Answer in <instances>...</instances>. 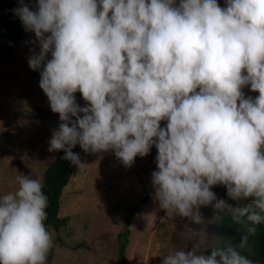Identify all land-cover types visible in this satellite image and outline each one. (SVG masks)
I'll return each instance as SVG.
<instances>
[{
    "label": "clouds",
    "instance_id": "clouds-1",
    "mask_svg": "<svg viewBox=\"0 0 264 264\" xmlns=\"http://www.w3.org/2000/svg\"><path fill=\"white\" fill-rule=\"evenodd\" d=\"M17 4L12 14L39 47L28 66L59 116L49 152L82 170L77 145L125 167L155 147L152 199L166 218L200 225V209L211 206L213 219L250 222L249 234L264 224V0ZM245 87L258 96L245 97ZM15 183L0 195V264H47L44 184L22 173ZM216 186L237 205L217 198ZM247 239L174 249L161 264H256L240 251Z\"/></svg>",
    "mask_w": 264,
    "mask_h": 264
},
{
    "label": "rangeland",
    "instance_id": "rangeland-1",
    "mask_svg": "<svg viewBox=\"0 0 264 264\" xmlns=\"http://www.w3.org/2000/svg\"><path fill=\"white\" fill-rule=\"evenodd\" d=\"M217 2L224 6V0ZM19 37L18 47L0 58V195L16 190L15 179L20 173L42 181L45 169L58 153L49 152L48 148L59 116L50 110L39 87V73L28 66L29 56L38 53L39 47L30 43L34 34L25 32L23 27ZM242 93L245 97L258 96L248 87ZM75 96L77 103L84 106L81 94L77 92ZM165 124L166 121L161 122L162 127ZM77 146L81 161L87 166L82 170L73 166L61 191L57 213L61 224L57 230L49 229L54 247L47 264H161V257L174 249L206 252L217 245L219 237L224 238L221 243L238 247L242 236H249L250 222L235 224L227 214L213 219L211 206L200 209L204 219L200 225L180 217L166 218L152 199L155 147L149 155L137 156L130 167H125L111 152L99 159ZM212 191L217 198L237 205L227 197L225 187L216 186ZM133 206L135 212L129 217ZM229 226L234 232L240 231L238 238L232 236ZM124 230L128 234L123 239ZM248 239L240 251L251 258L252 244ZM124 240L120 260L118 248Z\"/></svg>",
    "mask_w": 264,
    "mask_h": 264
},
{
    "label": "trees",
    "instance_id": "trees-1",
    "mask_svg": "<svg viewBox=\"0 0 264 264\" xmlns=\"http://www.w3.org/2000/svg\"><path fill=\"white\" fill-rule=\"evenodd\" d=\"M16 2L17 0H0V58L9 56L18 47L20 41L19 34L22 30V25L19 19L11 12L15 8ZM73 151L78 153V146ZM63 156V152L57 153L54 161L45 169L42 180L45 194L49 200L46 225L49 229L53 228L55 230L61 224V221L57 220L59 197L71 177L73 167L70 162L62 159ZM135 209L134 206L130 209L129 217L135 212ZM225 219H228V217H225ZM227 222L230 224V221ZM125 224L126 226L128 225V220ZM229 230L232 231V236L237 238L240 236V231L234 232L232 226H229ZM127 234L128 231L124 230L122 233L123 239ZM248 237V242L252 244L251 259L256 264H264V224L257 225L255 233L249 234ZM125 242L126 240L118 248V258L120 260H123Z\"/></svg>",
    "mask_w": 264,
    "mask_h": 264
}]
</instances>
